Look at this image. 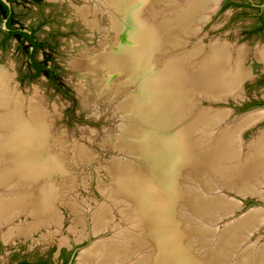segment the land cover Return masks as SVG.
<instances>
[{"label":"bare ground","instance_id":"6f19581e","mask_svg":"<svg viewBox=\"0 0 264 264\" xmlns=\"http://www.w3.org/2000/svg\"><path fill=\"white\" fill-rule=\"evenodd\" d=\"M108 1L118 11L130 9V5L134 7L128 16L121 18L125 37L130 41L119 47L135 53L137 60L128 62L127 54H123L124 58L121 53H115L112 63L117 61L126 68L133 80L136 74H141L142 85L154 86L149 96L161 100L157 105L151 103L157 109L150 117L151 131L156 133L152 132L153 138L143 137L147 147L153 148L149 151L154 166L149 174H154L152 178L162 192L155 191L150 182L134 173L130 174L132 181L113 182L106 187L111 205L100 207L94 214L96 232L112 225L117 211L129 225L114 239L94 245L82 258L89 264H264V242L246 247L248 239L264 222V208L234 219L232 214L238 203L223 192L227 188L245 195L257 191L262 194L264 134L253 140L245 153L242 132L261 120L264 113L250 112L223 127L229 109L201 107V101L206 98L240 95L241 82L252 73L242 60L245 51L240 50L237 58L233 57L230 44H216L209 50L199 44L196 49L184 51L188 37L198 29L210 9L216 8L218 1L195 0L176 11L161 10L163 13L159 14H153V9L166 8L171 0ZM152 18L156 23H152ZM181 48L184 53L176 54ZM255 56L264 63V48L257 50ZM10 80L0 66V239L6 242L14 236V231L4 234L1 228L26 210L25 201L34 197L30 194L20 197L16 192L26 183L23 181L36 180L40 203L34 206V213L43 215L56 208L52 204L56 198L52 184L41 182L40 178L44 153L40 148L42 135L36 130L40 124L34 104L29 105V118L25 119V100L16 95ZM157 153L164 157L163 161L157 160ZM31 184L32 181L29 190L34 186ZM151 189L157 196L149 200ZM58 190L62 195L63 188ZM77 214L84 224V213L78 209ZM53 215L44 216V220L39 217L33 227L20 228V234L27 235L39 223L58 220ZM221 221H227L223 228L219 226Z\"/></svg>","mask_w":264,"mask_h":264},{"label":"rangeland","instance_id":"374dc122","mask_svg":"<svg viewBox=\"0 0 264 264\" xmlns=\"http://www.w3.org/2000/svg\"><path fill=\"white\" fill-rule=\"evenodd\" d=\"M191 1L195 0H171V5H166V8L153 9V14L176 11ZM216 1L217 5L221 2L218 10L209 19L210 9L206 18L201 20L209 21L188 37L186 50L181 48L176 54L184 53L182 50L187 52L199 44L207 50L216 44H230L233 57L237 58L240 50L244 49L245 65L251 68L252 73L240 95L231 96L226 102H212L217 99L201 101V107L217 111L229 109V115L222 124L227 127L250 112L259 110L264 113V109H258L260 106L264 108V63L255 56L257 50L264 48V28L259 29L262 25L258 18L263 0ZM11 5L17 25H23L28 30L36 29L39 39L48 43L39 51L38 58L49 57V63L56 66L64 91L56 90L46 75L23 79L36 71L30 69L27 55L19 48V41L14 37L6 39V21L0 16V66L11 77L10 86L16 95L25 100V119L29 118V105L31 102L34 104L40 124L39 127L36 125V130L39 136L42 135L40 148L44 153L40 161L43 168L40 169L43 170L40 178L41 182L52 184L56 192L52 203L56 207L54 211L43 215L34 213V206L40 203L36 180H22L26 183L16 192L20 197L28 194L34 197L25 201L26 210L1 228L4 234L14 231V236L7 242L1 237L0 264H16L24 260L44 264H89L82 258L88 250L102 240L114 239L129 225L117 211L112 225L96 232L94 214L100 207L111 205L106 187L113 182L132 181L130 174L134 173L143 181L150 182L155 191L162 192L152 178L154 174H149L150 167L154 166L149 151L153 148L147 147L143 137L153 138L152 132L156 133L153 129L151 131L150 117L157 109L152 108L151 103L157 105L161 100L149 96L148 92L154 86L142 85L141 74H136L133 80L126 68L117 61H111L115 53L127 54L128 62L137 60L135 53L119 47L129 44L121 22L134 7L130 5V9L118 11L108 0H15ZM152 23H156L155 18H152ZM258 101L262 103L258 104ZM139 102L142 104L139 105ZM262 134L264 117L243 130L245 153L250 142ZM155 156L159 161L164 159L161 154ZM31 181L34 186L29 190ZM61 187L62 195L58 190ZM226 189L224 195L238 203L232 218L264 208V188L262 194L256 192L261 198L258 195L243 198L239 192ZM152 193L151 189L149 200L157 196ZM78 209L86 217H83L84 224L79 219ZM55 214L58 220H51L50 224L39 223L27 235L20 234V228L33 227L39 217L44 220L46 215ZM227 221H221L219 226L223 228ZM258 241L264 242V222L248 239L246 247L256 246Z\"/></svg>","mask_w":264,"mask_h":264},{"label":"trees","instance_id":"16d2710c","mask_svg":"<svg viewBox=\"0 0 264 264\" xmlns=\"http://www.w3.org/2000/svg\"><path fill=\"white\" fill-rule=\"evenodd\" d=\"M14 2L15 0H8ZM0 11L5 18H7V38L14 37L19 41L20 50L27 55V62L30 69L35 70L34 74H28L24 76L23 79L27 77H37L39 75H46L51 82V85L58 91L63 90V84L59 81L57 75L56 66L49 63V57L45 59H39L38 53L40 50L48 46L47 42H43L39 39L36 34V29L32 28L28 30L23 25H16L18 22L15 19V11L6 2L0 0ZM261 19L264 23V14L262 13ZM66 96L68 94L64 92ZM69 98H72L68 96ZM16 264H44V263H34L27 260L20 261Z\"/></svg>","mask_w":264,"mask_h":264},{"label":"water","instance_id":"95a60500","mask_svg":"<svg viewBox=\"0 0 264 264\" xmlns=\"http://www.w3.org/2000/svg\"><path fill=\"white\" fill-rule=\"evenodd\" d=\"M221 3V2H220ZM219 3V5H217L216 6V8L215 9H213L209 14H210V18H211V15L214 13V12H216L217 10H218V8L221 6V4ZM261 7H262V10H263V13H264V0H263V2H262V4H261ZM209 18V19H210ZM209 19H207V20H205V21H201V22H199V28H200V26H203V25H205L208 21H209ZM196 31H198V29L196 30ZM243 60V62H244V64H245V61H244V58L242 59ZM248 79H246L245 81H242L241 82V90H243V88H244V84H245V82L247 81ZM229 98H230V95H228V98H225V99H217V100H214V101H212V100H210V99H208L209 101H212V102H226V101H228L229 100ZM207 99V98H206ZM260 109H264V108H260ZM257 124V123H256ZM255 125V124H254ZM248 128H250V127H248ZM251 143V142H250ZM249 151V150H248ZM247 151V152H248ZM247 193V192H246ZM239 195L240 196H242L243 198L244 197H248V196H254V195H258V193H247V195H245V194H240L239 193ZM258 197L259 198H261L259 195H258Z\"/></svg>","mask_w":264,"mask_h":264},{"label":"flooded vegetation","instance_id":"af4514ba","mask_svg":"<svg viewBox=\"0 0 264 264\" xmlns=\"http://www.w3.org/2000/svg\"><path fill=\"white\" fill-rule=\"evenodd\" d=\"M4 2H6L12 9H13V7H12V5H11V3H13V2H10V1H8V0H3ZM262 13H263V10H262V7H259V13H258V18L260 19V21H261V27L259 28V29H261V28H264V23H263V21H262V19H261V15H262ZM264 14V13H263ZM0 16H1V18L3 19V20H5L6 21V27H7V18H5L4 16H3V14L1 13V11H0ZM17 25V24H16ZM19 26V25H18ZM264 80V79H263ZM259 103H262L261 101H258V104ZM261 108V106L260 107H258V109H260Z\"/></svg>","mask_w":264,"mask_h":264}]
</instances>
